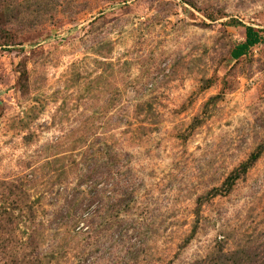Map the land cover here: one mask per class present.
I'll use <instances>...</instances> for the list:
<instances>
[{"label":"rangeland","instance_id":"1","mask_svg":"<svg viewBox=\"0 0 264 264\" xmlns=\"http://www.w3.org/2000/svg\"><path fill=\"white\" fill-rule=\"evenodd\" d=\"M10 1L0 264H264V0Z\"/></svg>","mask_w":264,"mask_h":264},{"label":"trees","instance_id":"2","mask_svg":"<svg viewBox=\"0 0 264 264\" xmlns=\"http://www.w3.org/2000/svg\"><path fill=\"white\" fill-rule=\"evenodd\" d=\"M13 9H14V7H13V4L10 0H0V37L4 36L6 39L4 43L0 42V47L8 46V45L14 46L13 44H10L11 41L9 40V36H10V29L9 28H10V26L12 27L13 22L11 19H8L7 15H6L8 13H12ZM236 24L240 25L241 27H243L245 29V41H244V43L237 46L232 53L233 59L238 60L242 56H244L251 48H253L259 44L264 43V37L262 36L261 31H257L256 29H254L252 27H247V26H244L240 23H236ZM0 40H1V38H0ZM7 40H9V41H7ZM259 157H260V152L251 156V158L243 166L244 172H246L248 170V168L251 167L259 159ZM236 173H238V172L236 171ZM238 179H239L238 174L233 175L230 178L231 181L230 180L228 181V183H227L228 187L225 189L224 192L228 193L231 190L235 181ZM60 210L65 212L66 209H65V207L64 208L62 207V208H60ZM92 215H95V214H92ZM76 219L77 220H72L71 222L74 224L77 221V225H79L81 223V220L78 217H76ZM63 220H64L63 217L61 218V216H57L55 223L56 224L58 223V224H60L61 227H63L64 226ZM86 225L88 227L92 228L93 227L92 219H90L89 221L86 220ZM54 232L59 233L57 229ZM55 236H57V234ZM36 256H38V254ZM81 256L86 257V253L83 252L81 254ZM87 256H89V255H87ZM42 261H44V260L40 259V257H39L38 260H34L32 263L42 264L41 263ZM237 261L238 260L235 261V264H237L236 263ZM17 264H19V263H17ZM223 264H224V262H223Z\"/></svg>","mask_w":264,"mask_h":264}]
</instances>
